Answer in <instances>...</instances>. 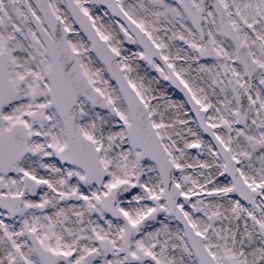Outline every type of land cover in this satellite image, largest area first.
<instances>
[{
  "label": "snow or ice",
  "instance_id": "obj_1",
  "mask_svg": "<svg viewBox=\"0 0 264 264\" xmlns=\"http://www.w3.org/2000/svg\"><path fill=\"white\" fill-rule=\"evenodd\" d=\"M0 264H264V0H0Z\"/></svg>",
  "mask_w": 264,
  "mask_h": 264
}]
</instances>
